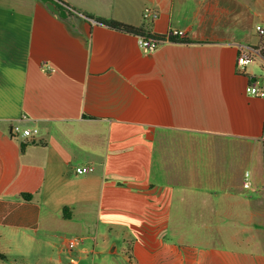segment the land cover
<instances>
[{"label":"crops","instance_id":"1","mask_svg":"<svg viewBox=\"0 0 264 264\" xmlns=\"http://www.w3.org/2000/svg\"><path fill=\"white\" fill-rule=\"evenodd\" d=\"M64 1L193 42L143 52L137 35L54 1L0 0V264L126 248L129 264H264V187L191 164L241 153L264 172V98L245 92L264 72L236 65L259 44L264 0ZM145 6L158 17L143 19Z\"/></svg>","mask_w":264,"mask_h":264},{"label":"built area","instance_id":"2","mask_svg":"<svg viewBox=\"0 0 264 264\" xmlns=\"http://www.w3.org/2000/svg\"><path fill=\"white\" fill-rule=\"evenodd\" d=\"M80 16L83 17L82 13H77ZM158 17V12L149 7L145 6L142 10V18L143 19H156ZM254 31L259 37V39H264V22L258 23L254 26ZM172 35H182V32L179 30H172L170 31ZM163 42H168L166 40H158L156 38L152 37H138V45L142 49L143 52H151L156 49V47ZM258 58L261 60V62L264 65V41L259 42L254 47H247V48H242L237 60H236V65L239 66L240 68L245 67L247 64H249L253 59ZM49 70L55 71L54 67H50ZM245 92L248 93L249 95L256 96V97H261L264 98V79L260 82L258 81H252L248 83L245 87ZM11 133L12 135H20L22 137H30L34 134L38 133V128L37 127H26L22 128L18 124H14L11 127ZM262 142L264 143V132L262 135ZM93 171L92 166H76L75 167V172L77 174H86L90 173ZM242 185L244 188H251L252 182L250 178V172L245 171L243 174V182ZM77 238H71L68 241V246L70 248H73L76 244Z\"/></svg>","mask_w":264,"mask_h":264},{"label":"rangeland","instance_id":"3","mask_svg":"<svg viewBox=\"0 0 264 264\" xmlns=\"http://www.w3.org/2000/svg\"><path fill=\"white\" fill-rule=\"evenodd\" d=\"M253 34V41H256L257 34L252 31ZM248 68H252L256 73L264 72V65L260 59L255 58L251 61L248 65ZM264 79V78H263ZM260 80V78H258ZM264 151V150H263ZM200 156L197 160L193 161L192 168H195L200 174L202 175H241V173L245 172L248 169L250 172V178L253 177L254 168L253 164L247 160V158L242 157L237 154V157H234L233 161H228L227 163L224 161L217 162L212 156L209 155V151H200ZM231 162L233 168L228 166V163ZM255 166V165H254ZM253 186H257L259 188L264 187V172L260 173L259 175H255V179L252 181ZM127 249V248H126ZM123 249H119V252L110 253L111 248L108 249L109 251V258L110 259H103V260H96V263L90 260V257L87 256L82 262L79 264H129L128 261V253Z\"/></svg>","mask_w":264,"mask_h":264},{"label":"trees","instance_id":"4","mask_svg":"<svg viewBox=\"0 0 264 264\" xmlns=\"http://www.w3.org/2000/svg\"><path fill=\"white\" fill-rule=\"evenodd\" d=\"M54 1L56 3V5L58 6V8H65L69 13H74L77 14L79 13V11L73 7L72 5H70L68 2L64 1V0H51ZM83 14V18L88 20V21H92L94 24H100V25H105L107 27L116 29V30H120L123 32H128L134 35H137L138 37L142 36V37H152V38H156L158 40H166L168 42H174V43H192L193 41L191 39H189L188 37H186L185 35H172L170 33V31L168 33L165 34H159V33H154V32H150L148 30H146L144 28V26L142 25H134V24H130V23H126L123 21H119L116 19H110V18H105L102 16H97V15H93L89 12H82ZM78 15V14H77ZM264 41V39H260L259 42ZM23 145L22 149H23ZM68 216V215H67ZM2 257H5L4 255H1Z\"/></svg>","mask_w":264,"mask_h":264},{"label":"water","instance_id":"5","mask_svg":"<svg viewBox=\"0 0 264 264\" xmlns=\"http://www.w3.org/2000/svg\"><path fill=\"white\" fill-rule=\"evenodd\" d=\"M46 6H47V8H48L49 10H51V11H53V12H55V13H58V9L55 8L54 3L48 1V2L46 3Z\"/></svg>","mask_w":264,"mask_h":264}]
</instances>
